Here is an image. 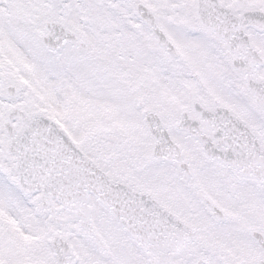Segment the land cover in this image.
<instances>
[{
  "label": "snow or ice",
  "instance_id": "obj_1",
  "mask_svg": "<svg viewBox=\"0 0 264 264\" xmlns=\"http://www.w3.org/2000/svg\"><path fill=\"white\" fill-rule=\"evenodd\" d=\"M0 264H264V0H0Z\"/></svg>",
  "mask_w": 264,
  "mask_h": 264
}]
</instances>
